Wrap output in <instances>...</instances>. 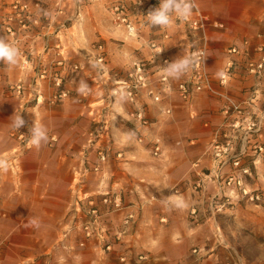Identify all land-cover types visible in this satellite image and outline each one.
<instances>
[{"label":"crops","instance_id":"1","mask_svg":"<svg viewBox=\"0 0 264 264\" xmlns=\"http://www.w3.org/2000/svg\"><path fill=\"white\" fill-rule=\"evenodd\" d=\"M26 1L32 5L34 0ZM139 1L146 2L43 0L37 9L39 25L23 29L13 20L9 22L14 30L10 34L2 22L13 0H0V36L15 43L21 53L16 66L0 63V121L21 114L29 127L36 121L49 133L46 145L39 149L31 145L16 155L12 122L0 123V155L9 161L8 170L0 172V264H25L57 253L84 257L91 247L104 251V241L98 236L85 239L80 224L88 200L105 194H118L122 199L120 209L103 217L117 254L133 252L137 257L142 249L152 248L158 264H222L225 260L221 256L224 245L200 237L203 222L210 219L206 216L214 213L219 199L225 197L212 179L210 154L224 119L222 100L206 91L192 92L183 99L176 88L189 71L179 79L168 78L164 85L159 82L158 62L148 65V87L141 89L135 105L118 92L132 62L149 58L150 40L163 46L171 62L189 55L199 39L177 20L166 28L140 27L135 36L129 35L124 26L113 22L110 9L120 2L128 18L138 24L143 11ZM196 3L208 18L206 66L213 86L238 101L253 100L248 106L253 111L264 108V75L256 78L245 71L246 62L258 57L256 47L264 42V0ZM98 45L102 46L103 65L95 60L100 54ZM230 46L245 51L229 55L226 50ZM228 60L234 67L227 84L221 86L217 74ZM54 76L61 78L69 94L50 105L47 100L57 91ZM81 79L90 88L83 95L76 90ZM19 83L21 95L14 90ZM155 95H159L158 101L153 99ZM137 108L149 119L144 129L130 118ZM103 117L109 122L102 130V144L110 142L111 152L100 170L94 171L97 148L89 140L92 124ZM140 134L142 142L137 140ZM154 138L161 140L158 155L150 144ZM258 139L264 142V129ZM241 146L238 139L236 150ZM246 157L255 159L250 147ZM197 160L199 169L207 174L203 189L195 187L193 163ZM253 169L248 183L264 188L260 177L264 162L256 161ZM229 170L226 165L224 172ZM172 194L183 198L186 207L170 209L165 201ZM232 194L225 191L228 197H234ZM129 213L133 219L125 226L123 220ZM32 218L41 222L39 229L30 226Z\"/></svg>","mask_w":264,"mask_h":264},{"label":"built area","instance_id":"2","mask_svg":"<svg viewBox=\"0 0 264 264\" xmlns=\"http://www.w3.org/2000/svg\"><path fill=\"white\" fill-rule=\"evenodd\" d=\"M43 0H34L31 5L26 0H13L10 4L9 12L4 15L3 29L7 33H13V28L9 22L16 20L23 29H28L33 26H38L40 23V17L37 9L41 7ZM160 0H146V2L139 1L138 6L143 7L142 18L138 21V24L133 23L125 14V7L116 2L111 6L110 12L113 16V22L117 26H124L129 35H136L140 27L150 25L148 23L146 15L150 10L159 6ZM3 17V16H2ZM173 20H177L173 16ZM185 23L189 29L198 34L199 39L192 45L189 55L203 53L204 55L199 58L198 62L189 70L186 78L181 80L177 84L176 91L180 97L187 99L192 92L206 91L222 100V113L224 119L216 131L213 138L210 154L214 161V173L213 180L217 187L219 194L225 196V191L235 194L241 199L262 202L264 201V190L252 188L248 183V179L252 177L251 166L245 160L248 147L251 148L255 155V159L252 161L254 164L260 160L264 162V142L258 139V135L262 129H264V108L253 109L248 108L249 105H253V100L238 101L229 94L216 89L213 86V76L208 72L206 66L207 50H208V38L206 35V27L208 18L203 14L195 0V8L191 17L187 21H181ZM0 22V25L2 24ZM135 29L134 33L129 31V27ZM164 37H167L165 34ZM244 46L248 45V41L243 42ZM100 50V54L96 57V62L100 65L104 64V54L102 53V46H97ZM148 48L150 49L149 58L146 60H134L130 69L127 72L126 79L122 83L123 87L118 90L126 100L135 105L138 101L139 93L142 88L148 87V65L158 62L160 64L159 82L166 85L168 78L165 77L161 67L165 66V62H170V58L167 55L163 46L154 40L148 42ZM163 50L161 53L156 54L158 51ZM245 51V50H244ZM243 49L237 46H230L227 48L226 53L229 55H236L244 52ZM258 57L256 59L248 60L245 64V71L248 75L260 78L264 75V42L256 47ZM205 57V58H204ZM25 59L23 63H26ZM234 63L232 60H228L221 71L217 74V81L219 85L224 86L227 84L228 79L231 76ZM77 65L73 66L76 70ZM222 73V75H220ZM53 84L57 87V91L50 96V104H54L57 100L67 97L69 91L63 87L60 77L54 76ZM22 85L19 83L15 86L14 90L17 94L22 93ZM40 96L37 95L35 100L37 101ZM155 101L159 100V95L153 97ZM104 118V117H103ZM130 118L138 128H146L149 125V120L144 114L142 108H137L130 113ZM100 129V127H99ZM98 129V130H99ZM11 136L17 141L16 148L13 152L18 155L20 152L29 148L31 144L28 142L29 129L27 124L20 128L18 131L12 128L10 132ZM53 139V138H51ZM240 139L242 146L236 150V141ZM139 142L143 141L142 134L137 136ZM91 141V139H90ZM152 152L154 155H158L161 152V140L160 138H154L151 142ZM107 153L104 148L98 150V159L94 171H99L101 165L106 162ZM252 164V165H253ZM226 165H230V170L224 172ZM193 167L196 170L197 181L195 187L197 189H203L205 187V179L207 174L199 169V160L193 163ZM261 178L264 179V171L261 172ZM88 207L85 210V220L80 224L84 234V238H90L98 236L104 241V248L106 250L111 249L105 226L102 224V219L112 210H118L122 207V199L118 194H105L96 201L95 198H90L87 202ZM133 219V214L129 213L124 218L123 223L129 224ZM121 261H125V256L120 257Z\"/></svg>","mask_w":264,"mask_h":264},{"label":"rangeland","instance_id":"3","mask_svg":"<svg viewBox=\"0 0 264 264\" xmlns=\"http://www.w3.org/2000/svg\"><path fill=\"white\" fill-rule=\"evenodd\" d=\"M49 99L50 96L47 100L48 104H50ZM7 121L12 122V120H1L0 123L3 122L5 124ZM108 122L109 119L105 122L103 118L92 124L91 132L93 134L91 133V141L89 140V144L97 148V159L98 150L104 148L105 153H107L106 161L108 153L111 152V143L107 142L105 146L102 144L104 136L102 130H105ZM29 126L28 124V129L30 128ZM100 138H102L101 141L99 140ZM253 159L252 157H246V161L250 163L252 171H254ZM251 187L264 190L261 187ZM232 195L234 197L220 198L215 212L206 216V218L210 217V219L203 222L205 227H203L204 230L200 237L205 238L207 241L217 240V242L226 246H222L221 256L227 258L223 259L222 264L226 263L225 261L228 264H264V201L253 202L241 199L235 194ZM102 224L104 225L103 219ZM129 224L124 225L128 226ZM105 230L107 233L106 227ZM107 236L108 239L106 241L111 244V249L109 250L102 248L104 249L103 251L100 248L91 247L86 251L84 257H73L65 253H57V256L53 255L49 258L45 255L38 256L28 260L25 264H158L154 261L152 248H149V251L145 248L142 249V252L138 253L137 257L133 252L117 254L112 237L108 233ZM145 254L148 255L146 258L144 257ZM121 256H125V261L120 260Z\"/></svg>","mask_w":264,"mask_h":264},{"label":"clouds","instance_id":"4","mask_svg":"<svg viewBox=\"0 0 264 264\" xmlns=\"http://www.w3.org/2000/svg\"><path fill=\"white\" fill-rule=\"evenodd\" d=\"M194 8L195 0H160L159 6L150 10L146 17L148 23L153 28H166L173 23V16H175L177 20L187 21L191 17ZM129 31L134 33L135 29L130 26ZM162 51L163 50H160L156 54H159ZM203 55V53L193 55L182 54L171 62H165V66L161 68L165 77L179 79L185 75ZM20 56V49L15 43L9 42L4 36H0V63H4L9 67L16 66L19 63ZM93 66L95 67L96 65ZM220 75H222V73H220ZM76 90L78 94L83 95L88 93L90 88L88 83L81 79L79 80ZM13 116L12 127L18 131L26 125V121L21 114H14ZM129 135H131V133ZM28 142L37 149L46 145L49 142L48 128L43 124L34 121L29 128ZM8 168V159L0 155V172H6ZM165 203L170 209H182L186 207L183 198L176 197L175 194L169 195ZM29 223L30 226L34 228L39 229L41 227V222L38 218H32Z\"/></svg>","mask_w":264,"mask_h":264}]
</instances>
